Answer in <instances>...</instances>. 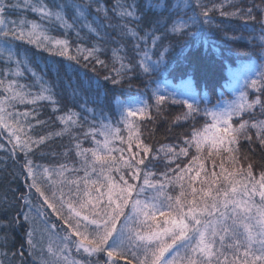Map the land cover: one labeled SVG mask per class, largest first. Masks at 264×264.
Here are the masks:
<instances>
[{
  "label": "snow or ice",
  "instance_id": "snow-or-ice-1",
  "mask_svg": "<svg viewBox=\"0 0 264 264\" xmlns=\"http://www.w3.org/2000/svg\"><path fill=\"white\" fill-rule=\"evenodd\" d=\"M231 6L235 11L220 14L258 24L264 55V0H253L247 8L233 0ZM219 7L205 0H0V152L19 164V173H8L11 179L6 176L0 185V264H29V259L31 264H264V119L254 111L258 106L264 117V73L260 87L247 78L237 99L224 107L205 103L200 108L154 91L151 117L146 102L128 108L117 100L120 120L114 126L104 122L108 118L99 85L87 73L86 80L79 75L73 79L62 65L55 70L57 81L49 83L30 66L33 57L23 47L34 45L83 62L85 68L94 61L108 69L100 55L107 50L102 45L111 41L109 30L131 36L138 62L124 64L113 49L115 75L105 76L119 85L131 80L128 73L137 68L145 74L156 71L170 51L164 44L170 34L188 36L197 25L212 27L209 13ZM28 13L38 19H29ZM57 29L63 30V39L51 35ZM83 30L94 34L97 43L82 46ZM71 33L77 41L75 54H70ZM249 86L261 95L249 100ZM54 87L71 93L74 102L89 95L79 103V112L57 114L61 102ZM169 101L187 108L175 121H192L193 127L183 146L157 149L142 138L135 118L165 117ZM43 102L52 106L48 119L42 118ZM89 104L100 108L99 123ZM199 116L205 122L196 127ZM55 121L64 127L38 132ZM85 125L81 133L73 131ZM65 133L72 143L63 153L42 150ZM85 141L92 146L84 147ZM256 150L259 161L254 159ZM73 152L79 159L70 163ZM37 153L55 162L37 164ZM208 160L219 172L207 170ZM19 176H24L27 191L21 190ZM48 209L62 224L49 222ZM17 231L26 237L27 252L23 242L14 250Z\"/></svg>",
  "mask_w": 264,
  "mask_h": 264
},
{
  "label": "trees",
  "instance_id": "trees-1",
  "mask_svg": "<svg viewBox=\"0 0 264 264\" xmlns=\"http://www.w3.org/2000/svg\"><path fill=\"white\" fill-rule=\"evenodd\" d=\"M111 2L112 0H109V3ZM153 2H158V0H153ZM172 2L180 3V0H172ZM236 2L242 3V6L247 8L253 0H236ZM205 3L209 4V6L213 3L220 6L217 11L209 13V15L212 16V27L208 25H197L192 29V34L188 36H171L170 34V38L164 42L166 47H170V51L165 55V61L160 64L159 68L154 72L145 74L137 68L136 71L128 73V76L132 77L131 80L125 79L119 85H113L110 80H105V76L115 75V72L112 71L113 49L117 50V56L123 58L122 62L124 64H128L129 61L137 63L139 59L133 50V45L136 43V40L131 36L121 37L117 32L112 30L109 31L111 34V41L102 45L107 50L100 55V59L108 64V69H105L100 64H96L94 61L89 63L87 68L83 66V62L81 64L75 63L81 67L80 69L83 74L87 73V77H91L93 81L99 85L103 113L104 116L108 118L104 121L105 123L110 122L113 125L117 124L118 110L120 108L117 104V100L121 105H124L128 100L138 97L142 98L144 102L149 105V116L155 117V97L153 96V92H158L160 88L163 89L165 83L177 84L181 80L191 81L195 85L197 93H207L213 103H218L225 96L222 94V91L227 90L230 78V67L235 65L238 60L261 59L262 54L259 46L260 41L258 39L259 35H261L259 25L254 21H245L237 17L222 16L220 14L221 11H235V8L231 6L233 0H205ZM255 3L259 4L260 0H255ZM253 36L257 37V39H252L251 42H249L250 38ZM93 44H95L94 41L88 40L83 46L91 47ZM160 51H162V49H160ZM134 57H136L135 60H133ZM157 58V55H152L153 60ZM115 66L119 68L120 62H116ZM77 75L85 80L87 79L85 75H80L77 71L68 72V76H71L73 79H75ZM44 77L48 81L50 77L53 78H50L49 83L54 84L57 81H55V79H57L55 74H46ZM61 79L64 82L67 81V77H65L63 73H61ZM53 90L57 93L56 99L61 102L58 105L61 111L57 114H63L68 109L79 112V103H82L83 98L89 95L88 93H84L79 102H74L71 93H65L63 87H54ZM166 92L164 88L162 94L165 96L170 95ZM261 97L264 99V96ZM43 103L45 104V109L42 118L48 119L52 106L49 102ZM88 107L96 109V123H99L100 108L92 104H89ZM166 107L167 111L165 112V117L155 120H150L148 117L141 118L140 114H138L137 117V123L140 125L142 138L145 139L147 143L154 145L157 149L162 145L183 146L182 142L186 138V134L189 133L193 127L192 121H175L177 115L187 111L186 106L172 105L169 101ZM200 122L201 117H197L196 127ZM89 123H93L91 115H89ZM120 125L122 128V124ZM63 127V124H60L59 121H55L47 129L38 128V132L59 131ZM86 128L87 125H85V129H74L73 131L79 134L83 130H86ZM46 143L48 144L47 148H43L42 146L44 152L47 153L51 150L56 153H63L69 148L72 141L71 137L65 133V135L61 137L54 136L51 141ZM83 146L87 148L92 145L90 141H85ZM178 150L177 148V151ZM194 152L195 149L192 148L190 155ZM33 159L37 164L43 165L55 162L54 157L45 156L41 158L39 153H37ZM78 159L79 158H77L73 152L69 162H75L78 161ZM184 159L186 162L188 158ZM20 162H23L22 157ZM206 167L210 172L213 170L218 171L219 169L218 167L215 169L212 168L211 160L206 162ZM18 169L19 164L13 165L10 160L5 172V177L8 173L13 170L18 171ZM80 175H83V173H80ZM4 183L1 185H4ZM18 183L21 190L27 191L24 187V181L22 182L20 180ZM11 186L15 188L17 184L13 183ZM194 186L199 185L197 184ZM178 191L177 188L172 194L177 195ZM13 237L15 238L16 245L23 242L22 234L18 231L13 234Z\"/></svg>",
  "mask_w": 264,
  "mask_h": 264
},
{
  "label": "rangeland",
  "instance_id": "rangeland-1",
  "mask_svg": "<svg viewBox=\"0 0 264 264\" xmlns=\"http://www.w3.org/2000/svg\"><path fill=\"white\" fill-rule=\"evenodd\" d=\"M180 3H183V0H180ZM15 18V17H13ZM28 18L29 19H38L37 16H35L32 13H28ZM115 23V21H113ZM111 31V30H109ZM51 35L53 36H57L58 38L63 39L64 35H63V30L62 29H57V30H53L51 32ZM81 36L85 37L84 40L80 41L79 43H81V45L83 46L88 40H92L95 42V44L97 43V39L94 36V34H90L87 32V30H83L81 32ZM71 37V42H72V49L70 51V54H75V46L77 41L75 40V34L71 33L70 34ZM23 47L25 49H28V55L30 57H33V63L30 65L33 70L37 71L38 73L46 76V74H55L56 75V69L60 68L62 65L65 69H67V71L69 73H71L72 71H77L80 75H84L83 72L81 71V67L76 65L75 61H68L66 58L64 57H60V56H53L51 53L47 52V51H43L42 49H37L34 45H23ZM34 54V56H33ZM69 65H71V67H69ZM51 69V70H49ZM63 73V72H62ZM264 73V55H262L261 59H251V60H238L236 62L235 65H233L232 67H230L229 69V74H230V78H229V82H228V86H227V90H223L222 94H224V98L221 99L220 102H214L211 100V98L208 96L207 93H197V89L195 87V85L189 81V80H181L180 82H178L177 84L174 83H165L163 86V89H166V93L168 94H172L173 96H175L177 99H183L186 100L188 103H192L194 106L197 107H204L205 103L207 104V106L209 108H213V106H217V107H224L226 102H231L235 99H237V97L239 96V92L242 90L246 79L248 78L249 80L251 79H255L257 80L258 84L257 87H260V81L262 79L261 74ZM25 75L28 77V79L30 80V74L25 73ZM51 78V77H50ZM49 78V81H50ZM57 78V77H56ZM53 79V78H51ZM57 79H55L56 81ZM190 85V87H188ZM163 89L160 88L158 90L159 93H163ZM247 93H248V99L252 100L255 99L257 96H260L261 94L256 90L251 88L250 86L246 89ZM262 99V97H261ZM144 103V100L142 98H134L132 100H128L127 102L124 103L123 106H126L128 108L131 107H139ZM217 103V104H216ZM120 110L121 108H119L118 110V120L117 122L120 120ZM257 114V118L259 119H264V117L259 116V108L257 106V108L254 110ZM138 115L136 116V121ZM201 117V122L198 124L197 127H200L204 124L205 122V118L203 116H199ZM245 119H248L247 116L244 117ZM210 119V118H209ZM117 124H115L114 126H116ZM119 127H121V125H118ZM123 129V124H122V128ZM123 135H127L126 131H123ZM117 144L119 146V141H117ZM255 148V146H253ZM191 151V149H190ZM254 159L259 160L260 159V155H259V150H256V154L254 156ZM10 160H5L4 154L3 152H0V185L3 184L5 182L4 178H5V170L7 169L8 165H9ZM227 166V165H226ZM14 171V170H13ZM17 173H19V169L18 171H16ZM219 172V169L218 171ZM8 177V179L10 180L11 177L8 176V174L6 175ZM23 177L24 176H19V181L21 180L23 182ZM25 190H27L25 188ZM46 207V206H45ZM50 213L49 216V222H55L57 224H62L61 221H59L57 219V217L53 214H51V210L48 209L47 210ZM21 233V231H18ZM26 239V237H24ZM37 239H39V235L37 236ZM14 242H15V238H14ZM24 245H25V252H27V244L23 241ZM16 245V243H15ZM20 248V244L16 245V248L14 250H19ZM47 249V241H45V251ZM73 258L79 259V256H75V254H73ZM29 264H31V261L29 259Z\"/></svg>",
  "mask_w": 264,
  "mask_h": 264
}]
</instances>
